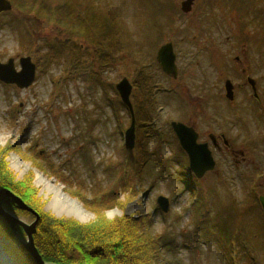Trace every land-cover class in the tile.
<instances>
[{"label": "rangeland", "instance_id": "obj_1", "mask_svg": "<svg viewBox=\"0 0 264 264\" xmlns=\"http://www.w3.org/2000/svg\"><path fill=\"white\" fill-rule=\"evenodd\" d=\"M9 1L0 62L13 58L18 70L30 56L36 75L26 88L0 81V159L30 182L43 210L88 224L100 196L104 219L149 216L148 231L166 235L152 264H264V0H193L188 11L185 0ZM167 42L177 79L157 61ZM244 75L258 96L237 89L227 99L225 81ZM124 77L136 117L132 150L124 146L130 112L116 89ZM171 121L193 124L197 141L208 142L212 171L196 179L186 170ZM210 133L224 134L237 156L213 147ZM134 165L129 194L120 184ZM158 195L169 198L168 211ZM5 210L27 224L35 218L13 204ZM16 230L0 215V264H37L25 230Z\"/></svg>", "mask_w": 264, "mask_h": 264}, {"label": "trees", "instance_id": "obj_2", "mask_svg": "<svg viewBox=\"0 0 264 264\" xmlns=\"http://www.w3.org/2000/svg\"><path fill=\"white\" fill-rule=\"evenodd\" d=\"M16 1L17 6L29 8L23 0L22 2ZM30 8L39 13L42 12L33 5ZM124 168L126 169L124 174L127 176L129 173L130 176L128 179L121 180L120 186L132 194L136 191L132 181L137 177L139 178L140 168L134 165L130 172H128L127 166ZM0 187H6L19 195L39 214L35 245L47 262L64 264H152L151 260L155 257L157 259L159 258L158 255H161L159 252L160 239L164 233L153 234L148 231L147 220L149 216H143L144 218L124 216L114 220H106L102 214L100 215L101 209L98 206L104 204L105 200L102 201L98 196L93 198L90 204L91 208L99 215L94 222L80 224L70 218H56L43 210V203L36 197L30 182L16 179L2 159H0ZM89 203L86 204L89 205ZM1 220L5 222L2 218ZM2 226L8 240L16 239L4 223ZM19 260L17 259L18 263L22 264ZM31 264L34 263L31 262Z\"/></svg>", "mask_w": 264, "mask_h": 264}, {"label": "water", "instance_id": "obj_3", "mask_svg": "<svg viewBox=\"0 0 264 264\" xmlns=\"http://www.w3.org/2000/svg\"><path fill=\"white\" fill-rule=\"evenodd\" d=\"M193 0H185L182 2L184 11H188ZM12 4L9 0H0V12L11 10ZM168 49V54L160 59V55L164 53L165 49ZM168 56V57H167ZM157 60L161 64L163 70L172 76H176V67L174 64V55L171 51V45L167 44L159 51ZM20 69L17 70L14 67L13 58H9L6 62H0V80L7 84H14L18 88H24L31 85L35 79L36 65L32 62L29 56H23L19 58ZM250 84L255 91L254 82L250 80ZM116 89L120 95L122 102L128 107L131 113V124L125 130L124 133V145L126 149H133L135 145V118L133 113L132 104L130 101L131 83L126 77L122 78L117 84ZM226 96L229 99H233L232 85L229 81H226ZM173 130L179 140L180 146L187 153L189 158V168L195 174L196 177H202L206 171L212 170L215 165L212 153L208 148L207 143L197 142L198 134L191 126H187L181 122H171ZM212 138V136H210ZM227 144V141H224ZM260 201L264 209V194L260 196ZM157 203L163 211H167L169 208V200L165 196H158ZM15 205L18 208L27 210L35 215L34 220L27 224L20 219L12 216L6 212L5 207L7 205ZM5 205V207H4ZM0 215L4 217L10 224L12 230L16 233V225L20 224L26 232V241L24 246L26 250L33 256L37 264H64V263H46L38 253L37 248L33 242L32 235L36 232V225L39 220V214L26 204L19 196L6 187L0 188Z\"/></svg>", "mask_w": 264, "mask_h": 264}, {"label": "flooded vegetation", "instance_id": "obj_4", "mask_svg": "<svg viewBox=\"0 0 264 264\" xmlns=\"http://www.w3.org/2000/svg\"><path fill=\"white\" fill-rule=\"evenodd\" d=\"M236 64H238V62H236ZM177 77L175 79H177ZM247 80H248V76L244 75V80H242L240 82H237V83L232 82L233 83V88H234V96H235V93H236L237 89H241V90H246V89L249 90V89H251V90H253L251 84H249ZM255 86H256V90L258 92V85H257V81L256 80H255ZM214 87L216 88V84L214 85ZM253 96L257 97L258 95L253 94ZM186 123H188V122H186ZM188 124H190V123H188ZM191 125H193V124H191ZM210 135L212 136V138L209 137ZM208 138H209L212 146L215 147L216 149L221 150V149L224 148L225 150H228V152H230L234 156H237L236 150L233 148V146L231 144H230L229 147H226L225 144L223 143L222 133H218V134H216V133H212L211 134L210 133V134H208Z\"/></svg>", "mask_w": 264, "mask_h": 264}, {"label": "bare ground", "instance_id": "obj_5", "mask_svg": "<svg viewBox=\"0 0 264 264\" xmlns=\"http://www.w3.org/2000/svg\"><path fill=\"white\" fill-rule=\"evenodd\" d=\"M1 13V12H0ZM24 88H26V87H24Z\"/></svg>", "mask_w": 264, "mask_h": 264}]
</instances>
